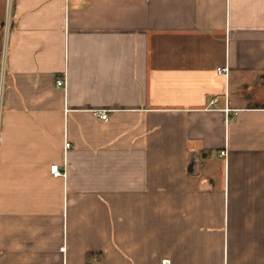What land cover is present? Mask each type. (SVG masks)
<instances>
[{"label":"crops","instance_id":"0c3cea01","mask_svg":"<svg viewBox=\"0 0 264 264\" xmlns=\"http://www.w3.org/2000/svg\"><path fill=\"white\" fill-rule=\"evenodd\" d=\"M164 260L264 264V0H0V264Z\"/></svg>","mask_w":264,"mask_h":264},{"label":"built area","instance_id":"2783aa9c","mask_svg":"<svg viewBox=\"0 0 264 264\" xmlns=\"http://www.w3.org/2000/svg\"><path fill=\"white\" fill-rule=\"evenodd\" d=\"M8 2H10V0H7ZM217 73L219 74H227L228 73V68L227 66H222V67H218L216 69ZM56 84L58 86H63L65 83H64V80L63 79H59L57 80ZM215 100H212V103L214 102ZM98 116L99 118L102 120V121H107L108 120V114L104 111H100L98 112ZM70 146L69 142H65V149H68ZM50 173L52 174L53 177H59V176H62L64 175L58 168L57 165H52L50 166ZM162 264H169V262L167 260H164L162 262Z\"/></svg>","mask_w":264,"mask_h":264}]
</instances>
